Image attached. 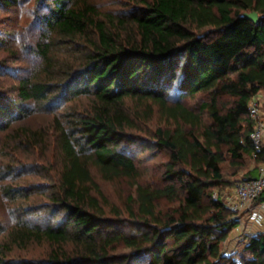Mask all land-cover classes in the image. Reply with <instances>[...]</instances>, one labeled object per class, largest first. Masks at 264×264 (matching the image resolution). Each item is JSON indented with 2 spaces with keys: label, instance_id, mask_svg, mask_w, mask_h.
<instances>
[{
  "label": "trees",
  "instance_id": "obj_1",
  "mask_svg": "<svg viewBox=\"0 0 264 264\" xmlns=\"http://www.w3.org/2000/svg\"><path fill=\"white\" fill-rule=\"evenodd\" d=\"M45 11L41 23L48 33L35 47L41 68L20 80L17 99L0 95V129L28 116L29 104L48 111L84 95L94 104L68 128L56 120L63 166L49 197L64 218L52 225L57 218L51 216L43 226L27 219L40 211L22 212L0 243V264H10L5 253L15 246L34 242L50 244L47 264H135L142 258L147 264H239L222 253L238 226L236 214L213 192L230 186L227 157L234 164L246 157L256 162L245 180L257 178L264 163V145L254 157L255 123L248 115L264 91V0H141L127 16L104 13L91 0H48ZM252 12L259 14L258 24L243 18ZM206 28L215 31L202 35ZM177 81L180 98L171 103L168 92ZM200 92L210 93V100L198 111L181 102ZM220 96L233 104L220 108ZM129 99L138 102V111L128 107ZM155 108L168 123L156 132V144L170 157L162 186L135 184L127 209L140 229L127 235L115 229L122 225L104 219L91 168L106 181L136 180L128 132L138 120H150ZM24 135L35 147L45 142L41 132ZM163 201L173 206L166 213L157 211ZM120 245L128 252L118 253ZM245 248L243 264H264V234Z\"/></svg>",
  "mask_w": 264,
  "mask_h": 264
},
{
  "label": "rangeland",
  "instance_id": "obj_2",
  "mask_svg": "<svg viewBox=\"0 0 264 264\" xmlns=\"http://www.w3.org/2000/svg\"><path fill=\"white\" fill-rule=\"evenodd\" d=\"M91 1L102 12L119 16H127L141 2V0ZM47 3L48 0H0V95L17 99L16 87L20 80L31 76L35 69L41 68L42 60L35 53V47L42 35L48 33L41 23V16L46 12ZM214 31V28H206L201 34H212ZM75 53L77 52L72 54ZM67 57L72 58V55ZM168 93L171 103L179 100V81L172 83ZM258 96L261 100V112L264 115V91H261ZM209 100L210 93L200 92L194 96L184 97L181 102L198 111L200 105ZM233 102L234 100L229 96L218 98L220 108L231 106ZM93 104L94 97L90 95L73 97L48 111L37 110L33 104H29L27 105L30 110L28 116L13 122L8 129H0V243H5L9 230L24 211H40L37 215H28L27 219L40 222L43 226L48 225L51 216L55 215L57 218L52 225H57L64 218V212L60 213L49 197L51 188L58 184L59 171L63 166L56 120L68 128L69 123H72L78 114L88 113ZM127 105L134 112L139 110L136 100H127ZM144 109L143 106L141 111L143 112ZM155 111L150 120H138L136 128L128 132L131 137L126 146L136 160L139 171V177L136 180L121 178L106 181L97 169L91 168L94 181L102 195L95 191L93 196L99 199L105 210L104 219L122 225L115 229L127 235H136L140 229L127 209L128 198L136 189L135 184L162 186V178L170 157L167 150H161L156 144V132L167 128L168 123L164 121L156 108ZM205 120L209 121L207 115ZM24 130L41 132L45 142L36 147L33 146L30 143L32 141H26L24 138ZM256 167V162L249 157L239 164H234L227 157L223 168L230 186L214 190V195L224 196L238 183L249 178V174ZM5 188L14 190V195H18L19 192L22 194L10 197L4 192ZM171 206L163 201L157 211L166 213ZM119 214L121 217L118 216ZM232 219L238 220V226L231 231L228 239L223 243L222 253L243 264L244 260L249 258L245 247L250 238L264 234V222L262 225L252 223L248 213L233 215ZM118 220L121 221L117 222ZM67 249L71 254L72 247L69 246ZM51 252L50 244L34 242L22 249L15 246L10 253H5V258L10 264L25 261L47 264ZM127 252L128 250L120 245L118 253ZM135 264H147V258H142Z\"/></svg>",
  "mask_w": 264,
  "mask_h": 264
},
{
  "label": "built area",
  "instance_id": "obj_3",
  "mask_svg": "<svg viewBox=\"0 0 264 264\" xmlns=\"http://www.w3.org/2000/svg\"><path fill=\"white\" fill-rule=\"evenodd\" d=\"M249 118L255 123L251 133V140L255 148L254 157L261 151L264 145V115L261 112V100L256 96L248 108ZM258 177L244 180L222 196L223 203L235 214L248 213L249 219L254 224L262 225L264 222V202L258 203V199L264 193V163L259 167ZM214 197L219 198L216 194Z\"/></svg>",
  "mask_w": 264,
  "mask_h": 264
},
{
  "label": "water",
  "instance_id": "obj_4",
  "mask_svg": "<svg viewBox=\"0 0 264 264\" xmlns=\"http://www.w3.org/2000/svg\"><path fill=\"white\" fill-rule=\"evenodd\" d=\"M243 18H245L246 20H249L255 24H258L260 21V16L257 12L246 13L243 15Z\"/></svg>",
  "mask_w": 264,
  "mask_h": 264
}]
</instances>
